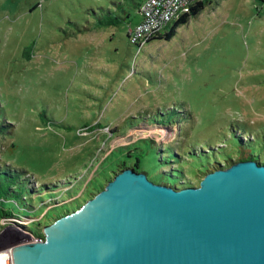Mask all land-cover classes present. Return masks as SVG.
Here are the masks:
<instances>
[{
	"label": "rangeland",
	"instance_id": "1",
	"mask_svg": "<svg viewBox=\"0 0 264 264\" xmlns=\"http://www.w3.org/2000/svg\"><path fill=\"white\" fill-rule=\"evenodd\" d=\"M115 3L128 18L95 25ZM140 21L130 0H0V194L29 217L10 230L42 233L137 160L175 187L247 150L264 162V0H212L141 46Z\"/></svg>",
	"mask_w": 264,
	"mask_h": 264
},
{
	"label": "water",
	"instance_id": "2",
	"mask_svg": "<svg viewBox=\"0 0 264 264\" xmlns=\"http://www.w3.org/2000/svg\"><path fill=\"white\" fill-rule=\"evenodd\" d=\"M13 228V264H264V165L236 161L185 187L126 167L40 241Z\"/></svg>",
	"mask_w": 264,
	"mask_h": 264
},
{
	"label": "built area",
	"instance_id": "3",
	"mask_svg": "<svg viewBox=\"0 0 264 264\" xmlns=\"http://www.w3.org/2000/svg\"><path fill=\"white\" fill-rule=\"evenodd\" d=\"M203 0H144L140 7L141 21L128 32L130 42L137 45H144L147 40L155 33L162 30L168 23L176 20L181 14L189 13L191 6ZM10 227L9 222L2 220L0 222V231L5 234L0 239V264H13L10 252V245L14 241L9 242L12 234L5 231ZM15 234V232H14ZM43 234L30 235L22 238V241H40Z\"/></svg>",
	"mask_w": 264,
	"mask_h": 264
},
{
	"label": "trees",
	"instance_id": "4",
	"mask_svg": "<svg viewBox=\"0 0 264 264\" xmlns=\"http://www.w3.org/2000/svg\"><path fill=\"white\" fill-rule=\"evenodd\" d=\"M131 1V3L134 5V6H136V8H137V11H138V13L140 14V16H141V13H140V7H141V5H142V3L144 2V0H130ZM211 1L212 0H203V1H201V2H197V3H195L194 5H192L191 6V9H190V11H189V13H184V14H181L176 20H174V21H171L170 23H168L165 27H163V29L162 30H160V31H158L157 33H155L152 37H150L148 40H147V42H150V41H152V40H157V39H159V40H169V39H171L174 35H175V33H176V31H177V28L179 27V26H181V25H183V24H185V23H187L188 21H189V19L191 18V17H194V16H197L203 9H204V7L207 5V4H209V3H211ZM115 8H116V10H118V9H120L121 11H122V14H118V13H116V10H113V13L114 14H111L108 18H104V17H101V18H99V19H97V21H96V23H95V25H99V26H104V25H117L118 23H120L121 21H123L124 19H127L128 18V13H126L125 11H124V9H123V7H122V5H121V3H115ZM132 29V28H131ZM127 35H128V33H127ZM25 52H26V50H25ZM159 123V122H158ZM156 124V123H155ZM243 139L242 138H240L239 137V141L240 142H243L242 141ZM133 142V141H132ZM126 145H129V144H126ZM123 146H125V145H123ZM188 149H190L188 152H187V155L188 154H190L191 152L192 153H194V152H196V150H197V148H195V147H191V148H188ZM169 150H171V148H169ZM162 151V150H161ZM170 152V151H169ZM171 154H173L172 153V151H171ZM174 155V154H173ZM259 156V154H255L254 152H251L250 150H247V151H245V152H242L241 154H239V155H237V158H238V161H240V160H256V161H258L257 160V157ZM170 159V161L172 162L173 160H171V157L169 158ZM212 160H214V159H212ZM225 160V159H224ZM215 163H216V165H215ZM207 164H208V162H207ZM260 164H263L264 165V162H262V163H260ZM210 165H211V167H212V169H209V168H207V171L208 172H210V171H212V170H214V169H217V168H220L219 166H218V163L216 162V161H212V163H210ZM138 166H139V164H138V160L135 162V164H133V165H131V166H125V164H123L122 165V169L123 168H126V167H131V168H133L134 170H136V171H138L137 169H138ZM207 165H205V167H206ZM202 167H203V165H202ZM121 169V170H122ZM120 171V170H119ZM21 172V171H20ZM207 172V173H208ZM1 173V172H0ZM115 173V172H114ZM116 174V173H115ZM171 176H173L172 175V173H171ZM1 178V177H0ZM27 180H29V178H26ZM162 183H164V184H168V185H170V186H173V187H175L176 185V183L174 182V180H172V181H170V182H162ZM30 185V184H29ZM31 186V185H30ZM178 187V186H177ZM179 187H185L184 185H179ZM47 188H49V189H51L50 187H47ZM4 190H2L3 191V194H0V222L2 221V220H4V219H14V220H20V219H22V218H29L28 216H24V215H20V214H17V213H15L12 209H10V208H7L6 207V205L4 204V202L5 201H7L9 198H7V196H8V194L10 193V187H7L6 189L5 188H3ZM30 190L31 191H33V188L31 187L30 188ZM95 195V194H94ZM22 200L24 201V199L22 198ZM84 202H85V200H84ZM59 202H56V201H54V202H52V203H49L48 201L46 202V204L47 205H51L52 206V204H58ZM26 207V206H25ZM73 207H75V205L73 204V205H71L70 206V208H71V210L73 211L74 210V208ZM79 207V205H76V208H78ZM27 208H29V207H27ZM65 211H67V213L69 212V207L68 208H66V209H64ZM70 210V211H71ZM64 214H66V213H64ZM62 214H58V215H56L57 217H55V218H58V217H60ZM54 218V219H55ZM4 221H6V220H4ZM6 222H8V221H6ZM24 226V228L27 230V231H29V232H31V233H33L34 235H40V233L37 231V229L38 228H36V230H34V231H32L29 227H28V225H23Z\"/></svg>",
	"mask_w": 264,
	"mask_h": 264
}]
</instances>
